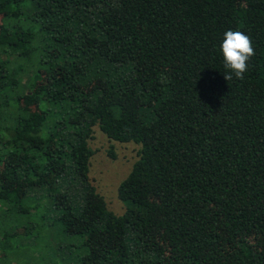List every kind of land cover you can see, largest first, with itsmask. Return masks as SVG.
<instances>
[{
	"label": "trees",
	"instance_id": "obj_1",
	"mask_svg": "<svg viewBox=\"0 0 264 264\" xmlns=\"http://www.w3.org/2000/svg\"><path fill=\"white\" fill-rule=\"evenodd\" d=\"M95 129L138 147L121 215L88 177ZM42 201L71 238L50 258L17 231ZM47 261L264 264V0H0V264Z\"/></svg>",
	"mask_w": 264,
	"mask_h": 264
},
{
	"label": "rangeland",
	"instance_id": "obj_2",
	"mask_svg": "<svg viewBox=\"0 0 264 264\" xmlns=\"http://www.w3.org/2000/svg\"><path fill=\"white\" fill-rule=\"evenodd\" d=\"M93 135V140L89 142L90 148L94 151L88 174L89 180L99 194L103 196L108 210L116 215H121L124 213L125 208L117 197V187L129 174L132 165L136 161L138 147L133 144L109 142L98 129L94 130ZM110 150L115 155L114 159L109 157L108 152ZM41 207L40 219L38 217L39 222H35L34 219L29 218V220L24 221V226L17 228V231L20 233L30 231L29 238L23 237L22 240H28V243L34 244L33 250L39 251V254L50 258L51 247L68 244L71 242V238L61 232L59 221L56 220L54 212H51L52 210L45 201L41 202ZM7 220L13 223L12 217H8ZM39 254L33 255L38 257ZM21 259L25 260L27 257L23 255ZM38 262H40L39 259L36 263ZM13 264L18 263L14 262ZM44 264H49V262L47 261Z\"/></svg>",
	"mask_w": 264,
	"mask_h": 264
},
{
	"label": "clouds",
	"instance_id": "obj_3",
	"mask_svg": "<svg viewBox=\"0 0 264 264\" xmlns=\"http://www.w3.org/2000/svg\"><path fill=\"white\" fill-rule=\"evenodd\" d=\"M220 52L226 69L223 75L224 80L231 81L233 75L243 80L244 73L248 70V62L255 55L251 37L243 31L229 29L224 33Z\"/></svg>",
	"mask_w": 264,
	"mask_h": 264
}]
</instances>
